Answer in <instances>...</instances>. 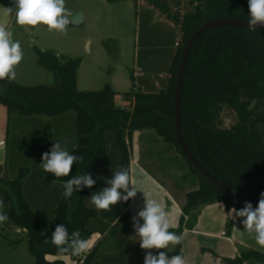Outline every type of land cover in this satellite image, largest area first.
<instances>
[{
	"label": "trees",
	"instance_id": "trees-1",
	"mask_svg": "<svg viewBox=\"0 0 264 264\" xmlns=\"http://www.w3.org/2000/svg\"><path fill=\"white\" fill-rule=\"evenodd\" d=\"M121 1L128 0H108L110 3ZM133 1L137 13H142L143 24L141 10L152 9L175 27L177 42L171 65L165 73L167 84L157 92H144L138 88L125 93V97L134 98L131 110L116 106L117 93L109 85L96 92L79 90L77 78L81 59L55 50L35 46L39 65L53 75V84L24 86L14 80H0V103L7 109L9 117L7 158L10 127L14 123L15 130L19 129L17 118H58L67 114L75 117L77 141L68 151L84 157L83 163L73 165L68 177L56 178L50 173L51 179L62 185V192L47 221L38 215V206L31 200L32 193L27 188L33 180L30 181L31 177L38 174L35 170L21 163L13 165L10 161L0 177V200L8 217L3 222L4 234L1 236L7 238L11 230H25L24 238L10 243L16 246L26 240L35 264H66L61 259L66 255H71L75 264H127L131 199L119 202L111 211H97L90 202L93 193L109 186L106 180L111 179L116 170L113 167L107 173L102 170L110 161L108 137L121 151L119 166L130 171L126 139L131 140L136 131L148 133L141 139V145L148 149L141 156L142 165L175 197L185 193L179 226L170 231L182 235L185 230H194L206 205L222 202L235 208L184 156L175 131L174 95L179 64L190 38L204 24L216 19L248 20V0ZM104 44L111 52L110 42ZM192 48L182 88L181 122L185 143L208 172L241 201L250 202L255 208L264 192V30L216 28L205 32ZM225 109L232 110L236 116V122L230 128L224 126ZM26 145L21 144L15 159L22 156L19 154L24 152L22 149ZM147 161L150 163L146 164ZM175 168L181 175L172 172ZM0 171H3L1 166ZM86 172L92 174L96 184L65 198L63 184L72 176ZM97 219L101 221L100 225L96 223ZM58 224H65L69 235L79 231L81 238L88 240L96 231L106 234L104 238L111 241L112 253L102 254L103 239L85 258H78L70 251L60 253L51 242ZM228 228L232 229L231 223ZM175 247L176 254L182 255V242ZM49 256L55 259L50 260ZM222 262L264 264V253L241 247L236 257L224 258Z\"/></svg>",
	"mask_w": 264,
	"mask_h": 264
},
{
	"label": "crops",
	"instance_id": "crops-1",
	"mask_svg": "<svg viewBox=\"0 0 264 264\" xmlns=\"http://www.w3.org/2000/svg\"><path fill=\"white\" fill-rule=\"evenodd\" d=\"M124 3H133V0L115 3H110L108 0H101L98 3H95L93 7H91L93 9V14L96 12L97 15L95 17L93 16L94 21L93 24L90 25L97 29H105L106 35L101 37V42H103V44L108 40L117 45V47L111 49V52L109 53L114 58V64L125 69L124 72H122V77L116 75V71H119V69H116L115 71L113 67V70L110 71L108 77L102 75L105 60L102 59L103 56L101 57L97 54L92 57L93 63H95V68L92 69L89 74L96 72L98 75L97 79L94 80L96 81L94 82V86L101 84V87L99 89L95 88L96 90L103 89L106 85H109L110 88L117 93L115 96L116 106L131 110L135 102L134 98L125 97V93L138 88H141L144 92H157L161 87H164L165 84H167L165 73L170 67L173 59L175 43L177 42V31L171 23L160 18L155 11H152V9H140L143 12V21L146 30L141 43L139 42L141 44V49L139 48V53L137 52V48L135 49L138 56H134L132 64L128 62L123 63L121 61L122 58L118 53L120 51V47H118L120 46V40L114 35V31L111 33L107 32L117 25V20L119 21L120 19V7H123L121 5H124ZM14 4L15 0H0V14L2 15L0 16V19L1 17L5 18V7L14 8ZM12 15H15V11L12 12ZM88 19H90L89 11H81L73 15V23L71 25L80 27L84 25ZM5 24L6 23H2L0 25L5 26ZM90 45L92 46V44ZM91 46L88 53L89 55H92ZM28 66L30 68L28 70L26 66V70L28 74L31 75L33 73L32 70L36 71V68L35 66L31 67L30 63H28ZM130 67H133L135 70V72L132 73L133 75H130ZM5 111V134L3 138L0 137V166L3 167L2 173L7 170L8 164L6 133L9 117L7 109ZM74 118V116L67 114L58 118L42 117L41 119H16L18 127L29 125L33 129V131L28 133V138L26 140L28 145L33 142L30 137H38V141L40 142L38 144V161H35L36 159L33 158L31 164L35 167L32 170H35V172L37 171L38 174L28 184L27 188L30 190L33 185H38V194H32L31 200L37 204L38 215L45 221L48 220L53 208H55L57 201L60 199L62 185L54 182L50 177V173L44 172L40 167V164L42 163V154L50 152L51 147L57 141L61 142L62 145L65 140L68 141V149L75 147L77 141L74 132ZM55 129L60 130L59 137H56L57 135L53 133V130ZM146 133V131H136L131 140L128 138L126 139V145L130 155V174L139 190L136 197L131 198L128 209L129 241L127 264H143L141 263L142 252L139 251L141 248L138 240L139 238L135 236V230L132 223V217L137 215V213L144 207L145 196L143 193L149 198L158 199L163 204L173 221V227L170 229L178 228L183 212L181 211L182 202H178V199L173 195L170 189L162 186L151 176L152 174L148 173L147 169L141 163L143 152L140 148L142 146L140 145V141L144 138L143 135ZM107 139L109 140V154L111 155L108 165L102 168L106 173L109 172L112 167L116 169L117 166H119V160L122 156L119 147L112 141V139L109 137ZM26 151L27 150L23 153ZM23 153H20L19 155H23ZM145 163L149 164L150 162L147 161ZM232 209V207H229L222 202L209 204L202 208L194 230H185L182 233L181 252L182 256L185 257L187 264H223L222 259L236 257L238 250L242 246L264 253V248L260 247L255 242V234L249 233L244 229L241 222L243 218L237 217L236 219H233L228 215ZM96 223L100 225L101 221L97 219ZM139 223L143 224V220H140ZM228 223L232 224V231L228 228ZM228 231L230 232L228 233ZM12 232L21 234L22 238L25 237L26 233L25 230L22 229H16ZM105 235L106 234H101L99 231H96L89 239L92 241L90 243V250L77 257L85 258L93 247H95L102 239V254L105 255L112 253L111 241L109 242L106 240L104 238ZM174 255L177 254L173 252L169 258ZM48 258L50 260L55 259L53 256H49ZM65 258L66 257L64 256L61 257L63 260H65ZM71 261H73L72 264H75L76 260L71 256ZM35 262V260H33V262L32 260H29L28 263L35 264ZM65 262L67 261L65 260ZM68 263L69 262L66 264Z\"/></svg>",
	"mask_w": 264,
	"mask_h": 264
},
{
	"label": "clouds",
	"instance_id": "clouds-1",
	"mask_svg": "<svg viewBox=\"0 0 264 264\" xmlns=\"http://www.w3.org/2000/svg\"><path fill=\"white\" fill-rule=\"evenodd\" d=\"M249 19L248 28L257 30L258 25H264V0H248ZM6 14L15 11L17 25L35 28L40 25L47 27L49 31L67 34V26L71 23L72 13L65 7V0H15L14 8L4 9ZM23 52L19 41L12 39L11 33L0 25V80H14L16 78L15 67L22 61ZM68 141L63 145L57 141L50 152L42 154L40 167L46 173H52L56 178L68 177L73 165L83 163L84 157L71 154L67 148ZM109 185L95 192L90 197L91 204L97 211H111L119 202H127L136 197V183L127 168L117 166L111 179L106 180ZM96 180L92 174L72 176L64 184L63 196L70 198L74 192L83 188H92ZM142 192V191H140ZM145 196L144 207L137 215L132 217L135 236L138 237L141 249L148 250L144 257V264H187L185 257L174 255L169 258L165 251L153 254L151 250L168 249L170 245L181 243L182 235H178L169 229L173 227V221L163 204L156 198ZM4 205L0 200V223L7 221L6 213L2 211ZM233 219L243 218L244 229L254 233L257 245L264 248V192L255 208L250 202H245L242 209L233 208L229 213ZM143 220V224L139 223ZM43 235V233L41 234ZM47 240V239H46ZM51 242L60 253L71 252L74 256H80L90 250L88 239L81 238L79 231H73L69 235L65 224H58L51 236Z\"/></svg>",
	"mask_w": 264,
	"mask_h": 264
},
{
	"label": "rangeland",
	"instance_id": "rangeland-1",
	"mask_svg": "<svg viewBox=\"0 0 264 264\" xmlns=\"http://www.w3.org/2000/svg\"><path fill=\"white\" fill-rule=\"evenodd\" d=\"M101 0H65V7L72 13L70 17L71 23L67 26V34H61L56 31H49L46 26L40 25L35 28L29 26H19L15 22V15L6 14L5 18L0 19V24L6 23L5 28L11 33L12 39L15 41H19L21 44L23 59L16 66V78L14 81L24 86H37V85H51L53 84V75L50 74L47 69L39 65L38 58L35 52V46L40 49H48L55 50L59 54H63L70 57H77L81 59V65L78 70V89L84 91H99L101 84L94 86V81L97 79V73L89 74V72L95 68V63H93V58L96 54L99 56H103L104 59V68L103 73L105 77H108L110 71H112V67L116 71V75L122 77V72L125 69L123 67H118L113 62V57L110 55L108 49L105 47V44L101 42V37L106 35L105 29H97L94 26H90L93 24V16L95 17L97 13L93 14L92 7L95 3L100 2ZM135 1L133 3H124L120 7L119 15L120 19L117 20V25L114 28L110 29L111 33L114 31V35L120 40V51L119 56L122 58V62H128L132 64L134 60V56L139 53V48L141 49V40L145 34V25L142 23V13H137V9L135 8ZM133 4V5H132ZM92 6V7H91ZM88 10L90 19L86 21V23L82 26H73V15ZM2 12V11H1ZM103 12V10H102ZM0 16H2L0 14ZM108 41V40H107ZM92 42V43H91ZM110 42V49L116 48L117 45L115 43ZM140 42V43H139ZM92 44V46L90 45ZM90 46L92 48V55H89ZM137 48V52L136 49ZM141 53V50H140ZM143 54V51H142ZM141 54V55H142ZM27 60V61H26ZM28 63H30L31 67L35 66L36 71L32 70V74H28L26 70V66L29 70ZM128 72V71H127ZM130 75L135 72L133 67H130ZM133 75V74H132ZM96 88V89H95ZM95 89V90H94ZM102 89V88H101ZM100 89V90H101ZM5 107L0 103V137H4L5 134V120H6V111ZM3 111V112H2ZM5 115V116H4ZM223 121L224 126L226 128H230L236 122V116L234 112L230 109H225L223 113ZM15 122V121H14ZM11 135L9 139V147H8V164L10 161L13 163H17L23 166H27L32 170L33 167L32 160L33 158L38 161V137H30L32 141L29 145L27 144L28 133L33 131V129L29 125L20 126L18 130H15L14 123L10 127ZM53 133L56 134V137L60 136V130L55 129ZM21 134V135H20ZM146 133L145 135H147ZM143 135V136H145ZM24 143L26 146L22 149V151L30 150L29 152L22 155L20 158H14L19 150L21 149V144H17V142ZM154 145V143H152ZM20 145V147H19ZM141 145V141H140ZM142 152L146 154V150H148L144 146L140 147ZM157 148V147H156ZM154 148V150H158ZM154 151V152H156ZM153 159H158L154 157ZM33 171V170H32ZM148 171V170H147ZM179 169H174L172 172L175 175H181V171L178 172ZM37 172V171H36ZM149 174L155 175L152 172ZM158 175V174H157ZM37 175H35L36 177ZM34 178V177H33ZM31 177L30 181L33 179ZM29 181V182H30ZM32 194H38V185H33L30 188ZM185 193L181 192L178 194L177 199L178 202H185ZM4 208L2 209V211ZM11 230L7 233V238L1 236V233L4 234L3 231V223H0V264H30L29 260H35L31 255L28 244L26 240L18 243V245H12L10 241H17L22 238L21 234H16ZM90 243L92 242L89 240ZM243 247V246H242ZM176 247L170 245L168 249L161 250H151L152 253L158 254V251H165L168 256H171L173 252L176 254ZM247 248V247H246ZM142 252V260L141 263L144 264V257L148 250L139 249ZM171 254V255H170ZM65 260L69 262L68 264H72L71 255H66Z\"/></svg>",
	"mask_w": 264,
	"mask_h": 264
},
{
	"label": "water",
	"instance_id": "water-1",
	"mask_svg": "<svg viewBox=\"0 0 264 264\" xmlns=\"http://www.w3.org/2000/svg\"><path fill=\"white\" fill-rule=\"evenodd\" d=\"M248 20L240 19V18H223L216 19L204 24L199 31H197L186 44L185 49L183 51V56L181 62L179 64L178 75L175 86V95H174V124L176 137L178 138L179 146L184 153V156L191 162V164L197 169V171L210 183H212L216 189L223 194L225 199L237 210L242 209L245 205L243 201H241L237 194H234L225 184H223L218 178H216L212 173L208 172L200 163V161L193 155L190 151L189 147L185 143V138L183 137L182 132V88L184 82V76L186 72V64L189 58V54L191 49H193L194 43L197 41L199 37H201L205 32L221 28V27H235V28H248ZM258 30H264V25H258ZM2 176V172L0 171V177Z\"/></svg>",
	"mask_w": 264,
	"mask_h": 264
},
{
	"label": "built area",
	"instance_id": "built-area-1",
	"mask_svg": "<svg viewBox=\"0 0 264 264\" xmlns=\"http://www.w3.org/2000/svg\"><path fill=\"white\" fill-rule=\"evenodd\" d=\"M223 234H225V233H223ZM76 262V261H75Z\"/></svg>",
	"mask_w": 264,
	"mask_h": 264
}]
</instances>
